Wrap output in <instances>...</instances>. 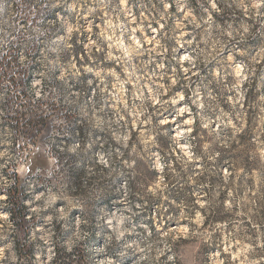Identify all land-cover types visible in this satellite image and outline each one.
<instances>
[{"label": "rangeland", "instance_id": "obj_1", "mask_svg": "<svg viewBox=\"0 0 264 264\" xmlns=\"http://www.w3.org/2000/svg\"><path fill=\"white\" fill-rule=\"evenodd\" d=\"M0 264H264V0H0Z\"/></svg>", "mask_w": 264, "mask_h": 264}, {"label": "trees", "instance_id": "obj_2", "mask_svg": "<svg viewBox=\"0 0 264 264\" xmlns=\"http://www.w3.org/2000/svg\"><path fill=\"white\" fill-rule=\"evenodd\" d=\"M32 0H24L25 4H30ZM44 117L40 116L37 119V123L40 124ZM19 120H15L14 129L19 131ZM39 133V131H35ZM16 166L12 169L6 171V176H8V185H5L2 189V192L6 195L4 203L6 205V210L10 216L11 221L13 224H17L20 228L24 226V222L27 216V208L25 205L26 194L24 189L20 184V179L16 173Z\"/></svg>", "mask_w": 264, "mask_h": 264}]
</instances>
